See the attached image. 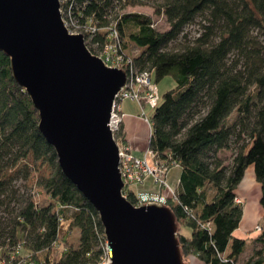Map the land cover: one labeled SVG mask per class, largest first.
<instances>
[{"label": "trees", "instance_id": "16d2710c", "mask_svg": "<svg viewBox=\"0 0 264 264\" xmlns=\"http://www.w3.org/2000/svg\"><path fill=\"white\" fill-rule=\"evenodd\" d=\"M67 5L76 21L96 29L93 42L101 46L114 29L126 51L128 44L138 49L133 56L138 71H150L156 85L165 77L173 80L149 115L148 149L167 169L181 170L174 198L165 204L178 226L181 256L203 264H240L246 243L235 235L243 215L235 200L250 166L264 213V0H67ZM135 6L165 16L168 29L159 32L151 16L124 12ZM200 15L207 16L203 31L171 48ZM38 122L30 98L12 77L9 58L0 52V208L7 213V219L0 217V264H96L105 239L98 214L61 172ZM118 137L125 142L122 128ZM224 151L231 153L228 164L219 157ZM28 157L52 167L38 183L46 205L20 195L6 177ZM127 200L134 204L133 192ZM260 228L256 240L263 243ZM243 264H264L263 250Z\"/></svg>", "mask_w": 264, "mask_h": 264}, {"label": "water", "instance_id": "95a60500", "mask_svg": "<svg viewBox=\"0 0 264 264\" xmlns=\"http://www.w3.org/2000/svg\"><path fill=\"white\" fill-rule=\"evenodd\" d=\"M0 52L37 111L61 172L97 212L110 264H188L170 209L135 207L121 193L107 123L126 74L92 55L82 35L68 33L58 0H0Z\"/></svg>", "mask_w": 264, "mask_h": 264}, {"label": "built area", "instance_id": "2783aa9c", "mask_svg": "<svg viewBox=\"0 0 264 264\" xmlns=\"http://www.w3.org/2000/svg\"><path fill=\"white\" fill-rule=\"evenodd\" d=\"M59 12L64 27L71 35H82L87 50L95 51L92 55L99 58L102 63L109 68L121 69L126 74V83L115 95L112 102L110 116L108 120V129L118 149V171L123 183L121 193L127 199L130 192L134 193V206H140L142 203L164 205L167 195L174 198V190L166 183L167 168L163 163L155 159L154 154L146 152L144 158H138L132 155L130 148L125 143L120 142L118 133L123 120L121 112V103L125 100L136 102L140 109V117L144 119L148 127H151L149 114L145 113V108L153 111L158 105L160 95L157 85L152 81L151 72L148 70L138 71L134 66L133 56L135 53L126 52L123 42L119 38L116 30H111L106 36V40L101 46L98 42H93L95 38V28L81 25L71 15V8L67 5V0H58ZM154 160V161H153ZM147 178H151L154 185L163 188L167 195L158 192H134L133 187L144 183ZM235 202H239L237 198ZM258 229L260 230L261 228ZM107 241L104 239L100 243L101 255L96 264H110L112 260L108 256Z\"/></svg>", "mask_w": 264, "mask_h": 264}, {"label": "rangeland", "instance_id": "374dc122", "mask_svg": "<svg viewBox=\"0 0 264 264\" xmlns=\"http://www.w3.org/2000/svg\"><path fill=\"white\" fill-rule=\"evenodd\" d=\"M151 1L162 2L163 0H151ZM124 12L138 13V14L151 16L152 20L155 23V29L159 32H164L168 29V23L166 21V17L163 15L155 16L153 14V9L149 7H142V6L127 7L124 10ZM206 24H207V16L206 15L198 16V18H196V20L193 23L187 25L184 28L179 39L175 43H173L170 47L178 48V47L185 45V43L193 41V39H195L203 31L202 26ZM252 36H254L257 39V41L260 42V44H263V38L260 35V33H258V31L254 30L252 33ZM127 48L128 50H130V52H128V50L126 52L137 54L138 49H134V46L132 44H128ZM232 58L237 59V57H233V56ZM174 85L175 84L170 77H165L157 83V89L160 94H163V92L174 87ZM121 106H123L122 108L125 113L129 112L132 116L134 115L136 116L137 113L140 114V109L136 102L125 100L121 103ZM145 113L150 115L151 114L150 109L146 107ZM138 116L140 117V115ZM129 117L131 116L129 115ZM135 127L136 126H131L133 131L136 133ZM121 128H122V123L120 125V129ZM120 129H119V132H120ZM141 131L142 129H139L138 127V132H141ZM145 133H147V130L144 133H136V135L140 136L142 134L144 136ZM118 136H119V133H118ZM122 143H125V142H122ZM146 152H151V151L148 149ZM147 157L150 158L149 156ZM219 157L222 159L224 164H228V162H230L231 160V153L228 151H224V152H221ZM25 172L27 173L26 178L23 177L25 175ZM51 173H52L51 166H48L47 164L42 163L41 161L34 162L32 161L30 157H28L27 159L20 161L15 167L7 171L6 177H8L11 180L12 189L17 190V192L20 195L21 194L30 195L32 196L33 201H35L37 204L46 205L47 198L41 192V187L39 186L38 183L41 180V178H46L50 176ZM134 187H133V191L136 192L134 190ZM237 189H238L237 193H240L238 194L239 202L237 203L243 206V215H242L240 227L236 231L235 235L244 239L246 243L245 250L243 254L240 255L239 257V263L243 264L251 255H253L255 251L263 250V255H264V242L262 243L256 240L261 230V229L260 230L258 229V226L259 228L261 226H264L263 225L264 213L262 212L259 206L260 188H259V185L254 180L252 166L248 167V169L246 170L244 179L242 180V182L240 183ZM170 196L171 194L167 195L168 198H170ZM16 207H17V204L15 203L10 204V208L11 209L14 208L15 211L17 210ZM0 217L1 219L2 218L7 219V213L4 212L3 207L0 208ZM177 231H178V228H177ZM74 235L75 234H73V236L70 237L71 240H75ZM38 257L41 260H43L45 258V254L40 253L38 254ZM182 261H185L188 264H203L199 262L198 260H196L193 256H182Z\"/></svg>", "mask_w": 264, "mask_h": 264}, {"label": "crops", "instance_id": "0c3cea01", "mask_svg": "<svg viewBox=\"0 0 264 264\" xmlns=\"http://www.w3.org/2000/svg\"><path fill=\"white\" fill-rule=\"evenodd\" d=\"M122 107L123 106H121V112L123 114L122 129L125 143L130 148L132 155L138 158H144L146 156V151L148 150V142L151 130L146 122L138 116L139 113H137L136 116H132L129 112L125 113ZM129 115L131 117H129ZM131 126H136V133H144L146 130L147 133H145L144 136L142 134L140 136L136 135ZM138 127L139 129H142L141 132H138ZM180 171V167L177 165L167 169L166 183L172 190H175L177 186ZM134 190L136 192H158L162 195H166V191L163 188L154 185L151 178H147L143 184L134 187Z\"/></svg>", "mask_w": 264, "mask_h": 264}]
</instances>
